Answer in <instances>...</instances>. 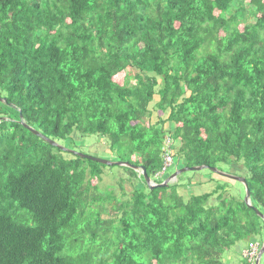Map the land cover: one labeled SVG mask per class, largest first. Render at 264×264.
Instances as JSON below:
<instances>
[{
    "label": "trees",
    "instance_id": "trees-1",
    "mask_svg": "<svg viewBox=\"0 0 264 264\" xmlns=\"http://www.w3.org/2000/svg\"><path fill=\"white\" fill-rule=\"evenodd\" d=\"M94 146L157 185L169 168L230 170L252 208L228 180L187 202L176 185L134 190L102 220L96 183L116 166L81 153ZM254 210L264 0H0V264H226L258 255Z\"/></svg>",
    "mask_w": 264,
    "mask_h": 264
},
{
    "label": "rangeland",
    "instance_id": "rangeland-1",
    "mask_svg": "<svg viewBox=\"0 0 264 264\" xmlns=\"http://www.w3.org/2000/svg\"><path fill=\"white\" fill-rule=\"evenodd\" d=\"M248 22L252 23L253 20H248ZM157 100H158L157 96H154L153 101L148 106V111H150V113L152 115L151 116V123H154L156 121V118L159 115H160L162 121H165L167 118V115H168V112H165L163 115H161L160 113H158L156 111V109H154V105L158 102ZM145 121L146 120H144V122ZM162 127L165 130L167 127H170V126H168V124L165 122ZM100 144H102V142L99 143L98 145H100ZM94 147L96 149L94 148L92 151H86L85 150L84 152L82 151L81 153L82 154L84 153L88 156H91L94 159L107 161V162L112 163L114 165H117L119 163V162H115L113 160V157L106 156L104 154V152L108 151V149L104 152L101 151V149H103L104 146H94ZM190 168H192V167H190ZM102 171H103V174H101L100 180L96 183V185H97L96 187H98V189L100 190L99 194H101L105 188H107V187L109 188L108 190H106L102 193L103 198L108 200L107 201L108 205L104 206V209H105L107 214L101 215L102 220H108L109 219V216H107V215H109L108 212L112 206L117 207L118 205H121V203L128 205L132 201V198L130 195L133 193L134 190L137 191V190L142 189V190H144L143 192H146V193L149 191L148 187L143 186L142 184H141L142 186H140V184H136V183L134 184V174L126 171L123 168L105 167L102 169ZM224 171H225L224 174H226L230 170L226 171V169H224ZM172 174H173V171H170V168H169L166 171V173L162 179H156L155 178L154 182L155 183L161 182V184H163L167 179H169V177ZM159 175L160 174H158L157 177ZM226 183H228L227 179L221 178L215 174H212L208 170H202V171L197 172V173L186 172V173H183L181 175H178L176 180L175 179L168 180V186H174V185L179 186L178 188H176L175 193L177 194V196L183 198L184 202H187L192 196L195 197V196L210 193L211 190L213 188H215V186H217V184L223 185ZM232 185H233L232 186V188H233L232 194H235L236 192L241 191L242 185L239 186L235 183ZM95 194H97V193H95ZM244 197H245V193H244ZM244 197H243V200H244ZM167 202L170 203L169 200H167ZM110 215H111V213H110ZM263 239H264V234H263L262 238L256 239L257 240L256 243L258 245H261V241L263 242ZM243 250H244V248L243 249L237 248L235 253L237 252L238 254L237 253L236 254H234V253L228 254L227 257L224 258L225 259L224 262L226 264H241V258L242 257L244 258V251L245 250L244 251ZM259 264H264V255L262 256Z\"/></svg>",
    "mask_w": 264,
    "mask_h": 264
},
{
    "label": "water",
    "instance_id": "water-1",
    "mask_svg": "<svg viewBox=\"0 0 264 264\" xmlns=\"http://www.w3.org/2000/svg\"><path fill=\"white\" fill-rule=\"evenodd\" d=\"M23 127H25L24 124H22ZM27 130L29 132H31L32 134H34L35 136H38L40 138H42L44 141L48 142L49 144H51L52 146H55L54 143L46 140L44 137H42L40 134H38L37 132L31 130V129H28ZM86 158V157H85ZM90 159V158H88ZM92 161H96L102 165H106V166H116V167H127L129 169H132L133 171L139 173L142 177V179L144 180L145 182V185L146 187H148L149 191H151L152 189H155V188H165V187H168V180L170 179H175L177 178L178 175H181L183 173H186V172H190V173H196V172H200L204 169H207L205 167H192V168H183V169H180L178 171H176L175 173H173L169 179H167L163 184H153L150 179L146 176V173H145V170L143 168H136V167H133V166H130V165H127V164H124V163H118L117 165H114L112 163H109V162H106V161H99V160H95V159H91ZM139 171V172H138ZM211 172L219 175L220 177H223L227 180H231V181H234V182H237V183H240L243 187H244V190H245V197H244V203L245 205L248 207V208H252L251 204H250V199H249V192L247 190V187H246V184L244 182V179L243 178H237V177H233L231 175H227V174H224V173H220L218 172L216 169H210ZM255 213L257 214V216H259L261 219H263L264 221V215H261L258 211L254 210ZM264 254V240L262 242V245H261V248L259 250V253L257 255V258L255 260V264H259V261L262 257V255Z\"/></svg>",
    "mask_w": 264,
    "mask_h": 264
},
{
    "label": "built area",
    "instance_id": "built-area-1",
    "mask_svg": "<svg viewBox=\"0 0 264 264\" xmlns=\"http://www.w3.org/2000/svg\"><path fill=\"white\" fill-rule=\"evenodd\" d=\"M170 163L167 159V165ZM256 248L253 245H249L248 249L244 252V258L247 259L249 263L254 262L256 259Z\"/></svg>",
    "mask_w": 264,
    "mask_h": 264
},
{
    "label": "clouds",
    "instance_id": "clouds-1",
    "mask_svg": "<svg viewBox=\"0 0 264 264\" xmlns=\"http://www.w3.org/2000/svg\"><path fill=\"white\" fill-rule=\"evenodd\" d=\"M152 182V181H151ZM153 183V182H152ZM154 184V183H153Z\"/></svg>",
    "mask_w": 264,
    "mask_h": 264
}]
</instances>
